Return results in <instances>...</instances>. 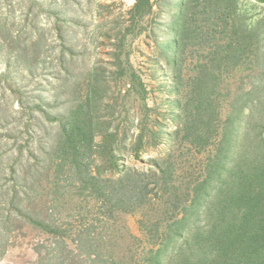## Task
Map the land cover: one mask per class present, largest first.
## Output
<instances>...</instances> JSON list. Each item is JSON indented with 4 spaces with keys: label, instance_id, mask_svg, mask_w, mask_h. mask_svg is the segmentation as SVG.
I'll return each mask as SVG.
<instances>
[{
    "label": "trees",
    "instance_id": "1",
    "mask_svg": "<svg viewBox=\"0 0 264 264\" xmlns=\"http://www.w3.org/2000/svg\"><path fill=\"white\" fill-rule=\"evenodd\" d=\"M233 4H178L175 37L164 47L172 54L177 125L168 134V151L150 159L152 167L118 162L117 133L97 114L107 90L99 70H92L84 96L67 114L44 112L58 121L59 137L45 176L29 195L45 187L53 194L50 212L31 219L54 241L52 249L66 247L71 238L90 264H264V48L258 25L248 27ZM151 9V0H136L132 13ZM188 56L197 60L191 68ZM241 66L261 71L248 88L242 79L233 91L235 80L224 73ZM189 154L201 172L187 179ZM134 155L139 158V151ZM66 193L93 203L104 219L153 199L163 204L165 217L149 225L140 219L151 247L138 259L116 260L92 235L94 221L71 236L57 220ZM57 259L64 264L59 253Z\"/></svg>",
    "mask_w": 264,
    "mask_h": 264
},
{
    "label": "rangeland",
    "instance_id": "2",
    "mask_svg": "<svg viewBox=\"0 0 264 264\" xmlns=\"http://www.w3.org/2000/svg\"><path fill=\"white\" fill-rule=\"evenodd\" d=\"M230 1L248 27L258 25L264 48V2ZM179 2L151 0L150 12L133 15L136 0L129 7L121 0H0V264H59L58 253L64 264H90L75 240L52 249L49 234L32 222L50 212L48 187L29 194L45 176L59 137L58 121L46 113L65 115L75 107L93 69L107 86L97 114L117 133L118 162L146 170L150 159L168 151L177 93L172 54L164 47L174 40ZM196 61L188 56L190 68ZM258 71L235 67L224 77L235 80L234 91L242 79L248 88ZM198 162L195 156L188 162L187 179L201 172ZM57 211L71 236L94 221L90 230L102 250L127 262L151 247L140 219L149 225L165 217L163 204L153 199L104 219L93 203L70 193Z\"/></svg>",
    "mask_w": 264,
    "mask_h": 264
},
{
    "label": "built area",
    "instance_id": "3",
    "mask_svg": "<svg viewBox=\"0 0 264 264\" xmlns=\"http://www.w3.org/2000/svg\"><path fill=\"white\" fill-rule=\"evenodd\" d=\"M134 0H121L123 7H129Z\"/></svg>",
    "mask_w": 264,
    "mask_h": 264
},
{
    "label": "crops",
    "instance_id": "4",
    "mask_svg": "<svg viewBox=\"0 0 264 264\" xmlns=\"http://www.w3.org/2000/svg\"><path fill=\"white\" fill-rule=\"evenodd\" d=\"M153 1V0H152Z\"/></svg>",
    "mask_w": 264,
    "mask_h": 264
}]
</instances>
